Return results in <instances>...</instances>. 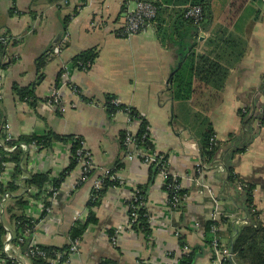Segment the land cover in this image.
<instances>
[{"label": "crops", "instance_id": "crops-1", "mask_svg": "<svg viewBox=\"0 0 264 264\" xmlns=\"http://www.w3.org/2000/svg\"><path fill=\"white\" fill-rule=\"evenodd\" d=\"M137 1L60 0L49 4L46 0H0V32L18 40L16 45H7L3 57L7 66L0 68V122L10 126L14 140L48 132L80 137L94 163L85 183L76 182L79 166L65 177L58 198L52 202L48 187L68 166L71 144L20 148L22 172L13 194L26 193L24 214L36 221V242L60 247L68 244L73 223L87 218L94 180L119 162L123 168L114 174L121 184L108 187L100 204L91 209L97 222L87 227L78 251L65 264H178L179 257L193 249L194 264H217L211 246L204 243L203 225L222 215L225 221L218 227V239L228 245L235 233L231 234V229L241 226L246 216L233 193L223 194L226 183L222 167L209 168L202 163L199 144L208 127L216 140L227 141L230 134L241 132L239 110L264 107V94L259 92L264 74V6L260 1H248L232 16V0H210L208 24L197 32H187L181 11L188 4L145 0L160 5L156 21L128 38L117 36ZM157 26L162 28L160 32ZM181 41L194 43L196 56L209 59L225 72L217 93L212 89L220 79L216 75L215 83L208 79L212 88L195 81L197 91L191 100L172 98L169 80L180 59ZM89 49L97 53L92 66L84 71L68 70L65 75L69 61ZM42 54L45 66L39 73L36 65ZM62 69V83L56 88ZM14 85L34 86V107L13 92ZM72 86L80 93H74ZM53 88L58 91L60 109L48 103ZM107 95L133 108L146 121L155 151L167 157V173L181 178L182 188L188 190L182 208L169 209L163 177H154L145 204L150 215L149 236L131 229L125 204L149 176V167L137 159L129 160L119 140L131 125L136 132L138 121L129 122L121 111L109 113ZM253 127L256 135L245 152L233 158V169L238 181L254 186V205L264 218V124L254 121ZM200 163L203 171L197 173ZM13 167H9L7 182ZM34 174L46 175L45 191L30 192L22 187L23 179ZM13 194L5 192L0 198L1 218L7 229L11 224L3 214ZM47 204L51 210L44 213Z\"/></svg>", "mask_w": 264, "mask_h": 264}, {"label": "trees", "instance_id": "trees-1", "mask_svg": "<svg viewBox=\"0 0 264 264\" xmlns=\"http://www.w3.org/2000/svg\"><path fill=\"white\" fill-rule=\"evenodd\" d=\"M15 0H11L14 2ZM60 0H46L47 3H55ZM248 1L257 2L260 1L262 6H264V0H232L230 9L232 16L237 15L243 9V7L247 4ZM182 4H188L187 6H199L202 11L201 20L195 22L193 19L186 18L184 16L186 7L181 11V17L183 23L185 24V29L187 32H197L198 29L204 28V25L208 24L210 20V0H181ZM157 7V17L160 9V5L157 3H153ZM16 13V12H15ZM156 17V19H157ZM155 19V21H156ZM157 32H160L162 28L160 26L156 27ZM16 45L18 40L13 36H8L7 33L0 32V68H5L7 64L3 62V57L6 55V47L8 44ZM194 48V43L181 41L179 43V55L180 59L177 65L172 69L171 77L169 80V91L172 95V98L176 101H188L191 100L194 92L197 89L194 88L195 81H203L204 87L208 88L211 79L213 83H215V76H219L220 79L218 82L213 85L214 88L218 90L223 85V80L225 77V72L221 69H218V65L209 59L203 56H196L192 49ZM97 57V53L94 49L85 50L78 55L74 56L69 63L66 65L67 69L72 70H88L92 64L94 63ZM45 66V54H42L37 59L36 69L37 72L40 73V70ZM220 68V67H219ZM65 70V69H64ZM62 69L59 72V75L56 79L55 87L58 88L62 83L61 75L64 73ZM198 79V80H196ZM202 84V83H201ZM201 87V86H200ZM78 92L79 89L75 86H72ZM13 92L21 99L28 102L31 106L34 107L36 104L35 96H34V86L20 88L17 85L13 86ZM259 92L264 94V74L261 77V82L259 85ZM81 96V94H80ZM216 97V96H215ZM217 98V97H216ZM115 99L112 95H107L106 107L109 113L114 114L115 112L121 111L126 113L130 120L138 121V129L134 135V149L129 147L127 148L124 144L126 130H124L120 134V144L122 150L127 155L129 151L134 152L136 148L143 147L145 150L152 152L154 150V146L148 138V130L147 123L143 120L142 117L134 110L133 108L119 104L114 105L112 100ZM47 100V99H46ZM45 100V101H46ZM49 100V98H48ZM217 101V100H216ZM214 101V103L216 102ZM213 103V102H211ZM258 109V111H256ZM240 120H241V132L239 134H230L229 138L225 142H220L216 140L215 133L212 131L211 127H208L206 131L202 134L199 149L201 161L204 165H208L209 168H215L216 166H221L223 172L225 174L224 179L226 183L225 190L223 192L224 196H230L231 193L237 197L239 204L243 206V211L245 213L246 219L244 223L236 227V229H231V234L234 233L230 243L226 245L232 252V257L230 260L226 262V264H264V218L261 217L260 212L256 209L253 201V191L254 186L251 184H245L241 181H238V177L234 174L233 167V158L245 152L247 147L253 141L256 130L253 127V122L258 121L260 124H264V107H258L253 109V107L246 106L245 110H239L238 112ZM0 124H2L0 122ZM1 137H4L2 134V129L0 128ZM80 141L82 138L76 136H61L57 135L53 132H48L42 136L36 135H23L18 138V140H8L5 144L16 145L17 148L12 152H7L0 146V173L4 171V164H8L9 166L13 165V173L11 174V180L7 182L5 185L0 181V198L3 196L5 192L15 193L17 190V180L18 175L22 172L20 169V164L23 160V152L18 146L20 143L30 144L35 143L40 149L50 148L53 146L55 142H64L71 143L70 150V161L65 170L61 173L60 178L56 181L52 182V187L59 189L61 182L67 177L78 165L79 162L76 158V150L80 147ZM163 155V154H162ZM167 157L163 155L160 160V164H166ZM167 165V164H166ZM149 176L148 181L145 185L138 186L135 189L133 196L125 201V204L128 206V218L130 222V227L132 230L143 233L146 236L150 235V215L146 209V200H147V191L149 185L153 182L154 177L158 174H161L162 168L160 165L156 164V162L151 163L149 166ZM123 168L121 163H117L107 175H102L97 179L101 180L102 188L100 190H94V194L96 197L89 198L88 207L89 214L85 220H76L71 226L68 237L69 242L60 247L52 246V245H41V249L44 250L45 256L42 255H29L30 264H47L46 258H55L57 255H62L67 252L71 246V243L78 239L81 240L84 232L87 227L91 224H95L97 219L95 214L91 209L97 207L101 199L107 190L108 187L111 186H119L118 182L114 180H110L111 174L115 173V171ZM47 183V177L44 174H34L31 175L27 179H23L22 187L25 190H29L31 188L44 191L45 184ZM180 183V178H173L172 175L168 176V179L163 184V190L168 195V200L172 201L174 197L178 198L181 203L188 194L187 189H175L174 185ZM240 184V185H239ZM39 192V193H40ZM26 194V193H25ZM24 195L14 196L10 198L11 202L9 205H6L4 209L3 217L6 216L11 224L9 229L6 228L3 223V219L1 218L0 213V259H4V264H18L17 261L13 259H9L6 255L2 253V248L4 245V238L7 233V230L11 231L12 234L15 235L12 243H14L23 253L28 252L27 247L24 243H19L17 241L16 236L23 232L26 224H31V231L35 233L33 229L36 221H32L26 217L24 214V208L26 206V197ZM51 195L49 192L48 196ZM50 206V204H47ZM131 206L135 209L132 210ZM182 208V204L179 205L178 209ZM176 209V210H178ZM134 211L136 217L131 218V213ZM45 213V212H44ZM45 215V214H44ZM225 218L223 216H219L218 219L208 220L203 225L204 228V243L207 246H211V242L218 238L219 230L214 231V228H218L220 226V222H223ZM225 221V220H224ZM112 236L113 232L109 233ZM182 242V240H180ZM185 244L182 242L181 247H184ZM196 257V249L191 250L190 252L182 254L178 259V264H194V260ZM66 261V256L64 254L60 257V262L64 263ZM101 264H113L109 261L102 262Z\"/></svg>", "mask_w": 264, "mask_h": 264}, {"label": "built area", "instance_id": "built-area-1", "mask_svg": "<svg viewBox=\"0 0 264 264\" xmlns=\"http://www.w3.org/2000/svg\"><path fill=\"white\" fill-rule=\"evenodd\" d=\"M184 16L186 18L193 19L195 22H198L201 20V16H202L201 8L199 6H187ZM156 17H157V7L153 4V2L145 1V0H139L136 2L135 9L126 14L124 24L116 32V34L119 37L128 38L132 35H135L139 32H142L147 26L153 24V22H155ZM68 73H69V71L66 67L65 68V75H68ZM72 91L76 94L80 93V91L78 92L75 88H72ZM48 103L57 109L61 108V104H60L61 102L59 100V94H58V91L56 88H53L51 90V94L49 96ZM112 103L114 105L120 104L116 99H113ZM128 120L131 123H133L135 121V120H130L129 118H128ZM131 126L126 129L127 132H126L124 144L127 148H129V147L133 148L134 147L135 132L132 130ZM9 127L10 126L8 124H2L0 126V128L2 129V134H4V137H1V133H0V146L3 147V149L6 150L7 152H12L13 150H15L17 148V146L16 145H9L8 146L7 144H5L6 141L13 140V138L9 132V129H10ZM147 130H148V128H147ZM148 138H149V132H148ZM34 145H35V143H33V145L20 143L18 146L22 149H28L30 146H34ZM162 157H163V155L157 153L155 151V149L152 152H149V151L145 150L143 147H138V148H136V150L134 152L129 151L127 153V158L129 160L137 159V160H139V162H141L142 164L147 165V166H149L153 162H156V164L160 165L162 168L161 175H162L164 183H165L166 180L168 179L169 174L167 173V165H166L167 161H166V164L165 163L160 164L161 163L160 160L162 159ZM76 158L79 162L78 166H79V170H80L76 182H77V184H82V183L87 182V180L92 175L93 169H94L93 159H92L91 155L89 154V152L85 149V144H84L83 140L80 141V147L76 150ZM4 167H5L4 171L0 173V181L3 184H6L8 181V180L6 181V179L8 178L7 175L9 173V167L10 166L8 164H4ZM203 167L204 166L201 165V163L198 164L197 170H196L197 173H201V171H203ZM108 173L109 172H106L104 175H107ZM172 177L174 179L179 178V177H176L174 175H172ZM110 180H114V181L118 182L119 185L121 184L120 178H118L114 173L111 174ZM101 188H102L101 180L100 179L94 180L92 191L90 193V198L94 199L96 197V194H94V190H100ZM174 188L176 190L182 188L181 178H180V183H177L176 185H174ZM35 190L36 189H33V188L29 189L30 192H33ZM59 191H60L59 189L52 187V185L50 187H48V192H51V201L52 202L53 201L55 202L56 199L58 198ZM134 192H135V190L132 192V196H133ZM166 195H167V193H166ZM180 204H182V203L178 198L174 197V199L172 201H169L168 195H167V206L169 209L176 210V209H178ZM131 209L134 210L135 208L133 206H131ZM50 210H51L50 206H46L43 208V211L45 213H49ZM130 216L133 219L136 217V214L134 213V211L131 213ZM30 225L26 224L23 232L16 236L17 241L19 243H24V245L27 247V249H28L27 254L23 253L19 247H17L14 243H12L13 239L15 238V235L12 234L11 231L8 230L6 235H5V238H4V245L2 248V253L4 255H6L9 259H13V260L17 261L18 264H30V262H29V255L30 254L31 255L37 254V255L45 256L44 250H42L40 247L41 245L39 243H37L35 240V237L32 233L33 230L31 231ZM213 230L217 231V230H219V228H214ZM79 243H80V240H78V239L74 240L71 243L69 250L67 252L63 253L64 256H66V261L64 263L60 262V257L63 255L62 254V255H57V257H55V258H46L47 264H65L78 251ZM211 250L213 252L212 253L213 258L217 264H226V262L228 260H230L232 257V252L229 249V247L222 244L218 238H215L211 242ZM4 261H5L4 259H0V264H4Z\"/></svg>", "mask_w": 264, "mask_h": 264}]
</instances>
